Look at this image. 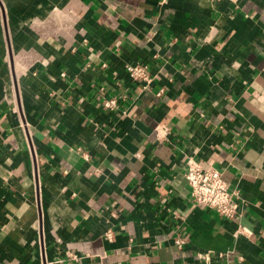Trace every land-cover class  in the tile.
<instances>
[{
    "label": "crops",
    "instance_id": "crops-1",
    "mask_svg": "<svg viewBox=\"0 0 264 264\" xmlns=\"http://www.w3.org/2000/svg\"><path fill=\"white\" fill-rule=\"evenodd\" d=\"M0 264H264V0H0Z\"/></svg>",
    "mask_w": 264,
    "mask_h": 264
},
{
    "label": "built area",
    "instance_id": "built-area-1",
    "mask_svg": "<svg viewBox=\"0 0 264 264\" xmlns=\"http://www.w3.org/2000/svg\"><path fill=\"white\" fill-rule=\"evenodd\" d=\"M126 72L128 77L137 83H142L144 87L148 88L154 81V75L148 63L143 61H135L126 65ZM163 92V89L159 94ZM123 99L119 97H110L103 102V107L106 110H115L119 107ZM158 135L160 133H167L166 126L158 127ZM186 179L192 187V201L197 204H203L206 207L214 209L222 218L235 220L237 219L241 207L242 197L236 192L232 191L225 181L220 170L214 167H203L193 159H189L186 163ZM105 237L109 241L114 239L113 226L109 227L105 233ZM175 245L182 249L186 242L182 238L174 240ZM73 259H77V255H71ZM226 259L224 256H220ZM200 258L210 262L211 255L209 253L201 254Z\"/></svg>",
    "mask_w": 264,
    "mask_h": 264
}]
</instances>
